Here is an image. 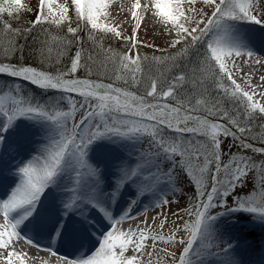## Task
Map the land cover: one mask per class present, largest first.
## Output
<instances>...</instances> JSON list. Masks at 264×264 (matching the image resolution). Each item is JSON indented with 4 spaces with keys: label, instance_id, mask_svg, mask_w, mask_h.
Returning <instances> with one entry per match:
<instances>
[{
    "label": "snow or ice",
    "instance_id": "6c2138e0",
    "mask_svg": "<svg viewBox=\"0 0 264 264\" xmlns=\"http://www.w3.org/2000/svg\"><path fill=\"white\" fill-rule=\"evenodd\" d=\"M197 2L177 0L173 9L171 0H156L158 14L176 31V39L170 44L175 51L167 55L149 58L137 50L133 56L132 48L139 46L135 34L131 38L121 37L117 27L99 22L101 10L106 7L103 0H71L76 15L86 27L90 25V46H85L79 27L68 26L64 35H51L41 27L44 39L35 51L39 67L0 61V74L55 93L41 101L22 93L19 85L6 91L0 89V117H3L0 143L3 134L21 117L47 122L49 128L47 142L19 169L17 187L7 200L0 201L3 216L0 264H24L26 254L16 251L13 238L21 235L19 226L35 210L45 189L55 185L62 173H68L72 180L65 208L72 210L83 204L96 207L109 220L112 231L87 259L73 261L60 256L56 264H142L148 239L145 230L141 229L137 237L135 231L125 232L116 227L121 221L134 218L132 208L137 201H132L128 210L116 219L96 198L94 188L83 193L89 182L98 184L100 180V170L87 159L90 146L99 140L133 141L139 145L135 163L121 166L113 199L125 183H135L140 194L164 183L168 192L154 206L179 205L178 199L169 197L176 196L177 188L186 178L194 182L192 206L183 211L195 219L191 223L184 221L182 226L176 224L167 237L152 236L153 248L157 242L174 246L171 251L163 250L171 257L172 264H210L212 260L237 264L229 251L231 245L216 238L213 225L217 217L238 211L264 223V161L242 152L226 151L225 141L230 137L232 148L264 154V147L255 148L247 142L254 139L250 125L257 114H264V104L255 99V89L250 92L241 88L228 66L230 58L245 54L251 58L254 54L226 45L211 34L227 21L246 20L264 25V12L256 14L264 9V0H203L204 6L211 9L210 14L198 11ZM185 3L189 6L187 13L183 10ZM139 7L137 3L135 8ZM21 8H26L22 0L0 2V14L7 12L11 16ZM69 11L67 3L38 0L30 27L13 28L4 23L0 35L7 33V46L2 47L5 59L15 58L17 54L23 59L25 44H18L16 37L27 41L43 25L61 29L70 22ZM132 15L137 18L138 29L137 13L134 11ZM93 31L97 34L93 35ZM106 33L123 39L130 47L118 51L106 46L102 35ZM178 45L181 47L177 48ZM69 52H72L70 56ZM65 57H68L66 64ZM256 63H264V58ZM82 69L88 78L79 77ZM204 73L206 78H202ZM93 76L97 79H92ZM117 82L123 86H117ZM65 105L68 110H64ZM209 117L226 123L214 122ZM253 172L255 175L250 176ZM249 182L253 187L244 193ZM17 209L25 211L13 220L11 213ZM171 215L183 220L178 211ZM167 219L165 215V222ZM181 232L187 233L188 238L177 239V233ZM26 239L30 244L35 243ZM50 249L55 256L56 251ZM129 250L132 255H127ZM148 255L151 257L152 253Z\"/></svg>",
    "mask_w": 264,
    "mask_h": 264
},
{
    "label": "bare ground",
    "instance_id": "6f19581e",
    "mask_svg": "<svg viewBox=\"0 0 264 264\" xmlns=\"http://www.w3.org/2000/svg\"><path fill=\"white\" fill-rule=\"evenodd\" d=\"M67 2L71 5V0H56V2ZM112 1L116 0H103V3L106 6L110 5ZM36 6L38 5V0H34ZM177 0H171V7L175 9V5ZM187 5V3L183 4ZM73 6V5H72ZM198 11H206L210 12V9L206 8L204 5L200 7ZM158 13V11H157ZM210 14V13H209ZM260 15L259 13H256ZM115 22H119L116 25H113L117 28H123V32L126 34V20L127 17L115 16ZM199 18V17H198ZM262 33H250L248 37H245L241 33L231 32L226 35L222 34L221 39L223 43L229 45L231 47L240 48L246 51L252 52L253 57L249 58L246 54L242 57H233L228 60L229 69L232 70L234 78L237 80V83L240 84L241 88L245 91H252L255 89L257 95L255 97L259 102L264 100V80H261V77L264 76L260 69H264V63L257 64L256 61L258 59H262L264 57V48H262V44H264V25ZM233 27L230 26L229 30ZM171 29V31H170ZM140 37L147 38L151 42H161L162 44L167 43L175 37L176 31L174 27L166 22V18L156 14L154 16H150L144 20L142 28L140 29ZM236 42L237 46H232L230 42ZM234 61V63H233ZM239 69V70H237ZM251 85V87H250ZM262 103V102H261ZM264 104V103H262ZM77 118H79V114H77ZM3 117H0L2 120ZM49 135V128L46 124L39 123V121L26 119L21 117L16 120L13 127L9 128L6 133L3 134L4 140L3 143H0V187H7L8 189L14 190L19 181V169L28 161H30L35 155L38 154L41 147L47 142V137ZM131 141H121V143H114L111 145L112 149L109 150V146L104 145L103 143H98L92 145L89 149V154L91 156V164L100 170V180L98 184L93 182H89V190L95 189L96 198L101 201L104 200V193L102 190H106L107 184L111 186H115L116 182L120 179V169L124 164H128L126 162L125 157H123V151L125 149V155L128 151L129 144ZM138 144L132 142V148L136 147ZM130 150V149H129ZM105 158L109 159L108 161ZM104 159V161H103ZM97 163L96 165H94ZM134 164V163H133ZM17 173V175H16ZM110 178V179H108ZM66 182H70L72 184L71 176L68 173H62L56 182L55 185L49 186L45 189L44 193L40 196L38 203L35 205V209L39 208L40 212L47 217H51L53 219H57L59 217V210L53 205L54 201H64V199L68 196L63 190L66 186ZM162 184V183H161ZM117 187V185H116ZM124 187L123 193L125 195H133L135 197V201L138 202L139 198H142L145 202H148L144 208L138 202L135 206H133L132 211L135 213L133 221L130 223L131 227L126 228L123 224V221H130L132 219L123 220L120 224L116 225L122 231L128 232L135 231L136 233L140 232L141 229L145 230V235L148 237L149 242L145 241L146 249L143 255H145V259L149 258L148 253H152L154 256H159L157 259L143 261L142 264H162L159 259H164L167 257L164 249H168L169 251L173 250L174 246L167 245L164 243L157 242L155 248H153V242L151 240L152 236L164 235L167 237L169 235L170 228L176 224L177 220L171 215L172 212H180V201L185 196V191H183V184L177 188L176 196H170L169 198L172 200H179V205L173 203L170 206L165 208H156L154 206L156 200H151L150 196L152 193L157 192L160 193L159 197H163L168 192V187L166 184H163L157 190H153L151 192H145L140 194L138 192L137 186L135 183H125L120 189ZM0 197H5L7 199L10 197L8 195V191L1 190ZM117 197V196H116ZM160 197V198H161ZM115 202L113 203V208L110 209L111 216L119 219L121 208H119L120 202L118 198H115ZM127 201L122 202V206L125 205ZM131 203H129L130 205ZM105 205V204H103ZM108 208L106 205L104 206ZM86 208L99 219V216L103 218L101 222H103L102 232L97 231L101 237L96 241L95 247L88 253L89 256L94 254V252L100 247V245L104 241V236L112 231V225L108 219L105 218L103 213L98 209L99 213L90 205H86ZM79 208H76V210ZM109 209V208H108ZM25 209H17L11 216L15 215H23ZM160 213V215H158ZM167 215L168 219L165 222L164 216ZM10 216V217H11ZM155 217V219H153ZM28 219H31V216H28ZM226 216L218 217L213 225V231L216 238L224 242V237L228 235V231H231L232 225L227 222ZM0 223H2V219L0 216ZM132 223H135L132 226ZM164 224V227L161 228V224ZM255 231L248 232V236L250 239L241 242L238 246H235L230 250V253L237 263H249L250 261H255L254 259H258L257 262H262L264 256V223L262 222H254L249 223ZM33 228V227H31ZM34 231V229H33ZM241 231V228H240ZM137 233V237H138ZM239 236V235H238ZM231 236H229L230 238ZM136 238V237H134ZM188 238V237H187ZM186 238V239H187ZM147 239V240H148ZM81 244H86L85 241H80ZM13 247L18 252H22L26 254V258L24 260V264H56V261L59 260L61 255L64 257L65 255L61 252L58 255L53 256L48 253L47 250H42L35 246H32L25 240H22L19 237L13 238ZM11 250V249H9ZM133 252L129 250L127 255H132ZM179 253H177L178 255ZM6 255V252L4 253ZM72 256V255H71ZM144 257V256H143ZM171 263L172 262H165ZM19 264V262H17ZM210 264H219V261L212 260Z\"/></svg>",
    "mask_w": 264,
    "mask_h": 264
},
{
    "label": "rangeland",
    "instance_id": "374dc122",
    "mask_svg": "<svg viewBox=\"0 0 264 264\" xmlns=\"http://www.w3.org/2000/svg\"><path fill=\"white\" fill-rule=\"evenodd\" d=\"M0 2H4V0H0ZM161 2H164V0H161ZM22 3L24 5H26V8H21L18 12L13 13V15H8L7 12L0 14L2 15L3 19L2 21H0V27H2V25L4 23L10 24L9 21H11V18L15 17V16H19V15H25L27 16V14L30 16L27 25L30 26L31 22L34 20L35 18V9H36V4L34 2V0H22ZM56 3H60V4H65L67 2H63V1H58ZM139 3L140 7L139 8H135V5ZM155 3L156 0H116V1H112L110 3V5L106 6L105 8H103L102 11V15L99 16V22L102 24H105L109 27H115L113 25H116L119 22H115V16H120V18L122 17H127L128 19L126 20V31L127 33L125 34L123 32V28H118V30L121 33V37H133V35L135 34V39L138 42V45L141 47V50L138 48H132L131 50V54L134 56L136 51L138 50L139 53L141 55H146L149 58H151L153 55L156 56H160V55H167L168 53H172L175 51V49L170 47V44L176 39V34L175 37H173L172 39H170L169 42L167 43H161V42H151L150 40H148L147 38H145V36H143V38L140 37L141 34L140 33V29L142 28V25L144 23V20H146V18H149L150 16H154L157 13V9L155 8ZM69 5L70 11H69V16H70V22H66L68 26L71 27H79L80 29H86L89 30L90 29V25L89 26H85L84 22L81 21V19L76 15L75 13V9L74 6L70 5L69 3H67ZM203 0H198L197 4L195 5V7L197 8V10L200 9L201 6H203ZM189 6L183 5V10L187 13ZM27 8H31L32 11H28ZM54 8H55V4H54ZM137 13V16L139 18V28L137 29L136 25H137V18H134L132 13L133 12ZM211 12V9H210ZM209 12V13H210ZM262 12H264V9L258 10L257 13H259L260 15L262 14ZM198 18V17H197ZM181 22L183 23V19H181ZM232 21H227L225 22L222 27L218 30H213V33L211 34L212 36H218L219 38H221L222 36V32L226 29L225 27H227L229 24H231ZM24 25L25 27H28ZM45 26L47 29L48 28H52L53 26H49V25H43ZM67 26V27H68ZM187 26V25H186ZM96 33V31H94ZM97 34V33H96ZM95 34V35H96ZM112 34V33H111ZM5 37V38H3ZM3 38V40L1 41V39ZM211 38V37H210ZM16 40H18V38H15ZM230 44H232V46H237V43L234 41L230 42ZM7 46V33H3L2 35H0V61L2 62H13L14 60L11 59L10 57L8 59H5V56L3 54L2 51V47H6ZM147 47V48H146ZM181 47V45H178L177 48ZM113 48V47H112ZM149 48V49H148ZM114 49L118 50V51H122L121 49L115 47ZM74 49H72V51H74ZM72 54V52H69V56ZM16 61V60H15ZM68 62V57H65V64ZM16 63V62H13ZM39 67V66H38ZM203 71V69H202ZM261 73L264 75V69H260ZM80 78H88L86 73L83 71V69L78 73ZM206 73H204V75L202 76V78H206ZM92 79H97V77L93 76L91 77ZM26 81H20L18 79L15 78H11L8 77L7 75L4 74H0V89L3 90H7L9 87H14L15 85H19L20 89L22 90V93L24 94H31L35 97H37L38 99H40L41 101L43 100H47L50 96L54 95L55 93H50V92H44L42 91L40 88H36V89H29L26 85H25ZM105 83H109L111 81L109 80H104ZM226 86L228 85L229 82H225ZM117 86H123L122 82H117ZM130 91H136L135 89H129ZM264 103V100L260 101V103ZM231 109V105L228 106ZM64 110H68L67 106L65 105ZM262 118L260 116V114H257L256 119L254 121H252L250 127L253 129V131L250 133V135L252 137H254V139H248L247 142L251 143L253 145V147L255 148H261L264 147V114H261ZM78 119V118H77ZM209 119H212L214 122H219V123H226L225 121H215L214 118L209 117ZM39 123L42 124H46L47 122H43V121H39ZM48 127V125H47ZM231 127V126H230ZM233 131H237L235 128L232 129ZM239 135V133H238ZM221 139L223 140V137H221ZM97 143H103L104 145L107 144V146H109V150L112 149L111 145H113L114 143H121V141H110V140H99L97 142H95L93 145L97 144ZM231 138L229 137L227 139V141H225V145H226V151L229 152H242L244 155H248L251 156L254 160L257 161H264V154L261 153H254L252 152L250 149L249 150H241V149H237V148H232L231 147ZM92 146V145H91ZM90 146V147H91ZM127 146H129V144H127ZM126 149V148H125ZM125 149L123 151V157H125ZM88 161L91 162V156L89 154L88 151V157H87ZM104 160V159H103ZM97 164V163H95ZM94 164V165H95ZM250 176H254L255 173H250ZM70 182H66V186L63 189L65 191L66 194H68L69 196V191L68 189L71 188V185L69 184ZM164 183L160 184L155 190L159 189L160 186H162ZM253 187L252 183L249 182L247 184V186L244 189V193H247L249 190H251V188ZM183 191H185V196L184 198L180 201V215L183 217V220H177L176 224H180L182 226L184 221H188V222H192L195 217L194 216H189L187 215L183 209L185 207H191L193 201L190 199V197L193 196L194 194V182H191V178H186V182L183 183ZM161 194V191L159 194H157V192L152 193V198L153 200L158 201L160 199L159 195ZM67 198V197H66ZM7 200V197H5V199L3 200V197H0V201H5ZM66 200V199H65ZM58 205H61L60 203L57 202ZM56 204V205H57ZM167 207V206H165ZM163 207V208H165ZM1 219H2V223H3V216L2 214H0ZM18 216L20 215H15V216H11V219H16ZM223 216V215H221ZM219 216V217H221ZM224 216H226L227 218V222H229L232 225V229L231 231H228V235H226L224 237V242L227 241V243L225 244H229L231 245V249H233L235 246H238L239 244H241V242L246 241L248 239H250V236H248L249 234H247L248 232L251 231H255L251 226H249V223H256L258 222V220L254 219L253 216L247 212H242V211H238V212H227L224 214ZM218 218V217H217ZM133 221H123V224L126 228L131 227L129 225H131L130 223ZM260 222V221H259ZM174 224L170 230H169V235L172 233V231H174ZM135 223H132V226H134ZM241 228V231H240ZM130 231V230H129ZM20 232V230H19ZM21 233V232H20ZM138 233V232H137ZM239 235V236H238ZM21 236V235H20ZM19 236V238H21ZM139 236V233H138ZM181 236H183L185 239L188 237L187 233L181 232V233H177V239H179ZM229 236H231L229 238ZM22 239V238H21ZM149 242V239L146 240ZM229 250V251H230ZM48 253H50L48 251ZM52 254V253H50ZM53 255V254H52ZM148 254H146L147 256ZM144 257H142V262L143 261H148L149 259L153 261V259H157L159 258V256H154L151 255V257L145 259V255H143ZM73 260L74 259H70ZM161 260L160 262L162 264H171V263H164L165 262H172L171 261V257L167 256L164 257V259H159ZM154 262V261H153Z\"/></svg>",
    "mask_w": 264,
    "mask_h": 264
},
{
    "label": "trees",
    "instance_id": "16d2710c",
    "mask_svg": "<svg viewBox=\"0 0 264 264\" xmlns=\"http://www.w3.org/2000/svg\"><path fill=\"white\" fill-rule=\"evenodd\" d=\"M29 17L30 16L28 14L27 16L26 14L25 15L21 14L19 16L17 15L11 18V21H9V23L13 28L23 29L24 25L28 26L27 23H28ZM67 26H68L67 23H65L61 29H57L55 26H53L52 28H48V29L45 26H38L37 29L32 33V36L27 41H25L23 37H16L18 38L17 40L18 44H25V51L23 54V59L20 58L19 54H17L15 58H12V57L10 58L13 60L14 59L16 60V61L14 60L13 62L28 63L34 66H40L39 59H38V56L35 54V51L37 48H39L40 40L44 39V33L41 31V27L47 29L51 33V35H64L66 34ZM92 34L95 35L96 33L93 31ZM79 35L83 38V41L86 47L91 45V41L89 40V30H86L85 28L81 29V31L79 32ZM102 35H104V43L106 46H111L113 48L117 47L121 49L122 51L130 47V44L126 43L123 39L114 38L113 34L111 33H106ZM3 38L1 39V41L3 40ZM138 48L141 50L140 46H138ZM25 85H27L29 89L31 88L34 90L37 88L36 86H32L31 84H29L28 82L25 83ZM260 116L262 118L261 114Z\"/></svg>",
    "mask_w": 264,
    "mask_h": 264
}]
</instances>
